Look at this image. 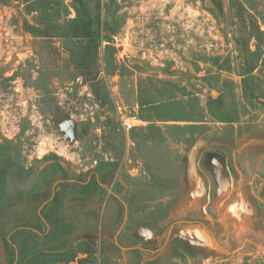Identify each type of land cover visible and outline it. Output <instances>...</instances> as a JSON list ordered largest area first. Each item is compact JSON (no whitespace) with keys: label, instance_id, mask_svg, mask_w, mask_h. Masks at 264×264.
I'll use <instances>...</instances> for the list:
<instances>
[{"label":"rangeland","instance_id":"obj_1","mask_svg":"<svg viewBox=\"0 0 264 264\" xmlns=\"http://www.w3.org/2000/svg\"><path fill=\"white\" fill-rule=\"evenodd\" d=\"M82 1L92 87L74 41L32 36L37 14L0 0V264H264V105L242 96L230 0ZM237 1L264 31V0Z\"/></svg>","mask_w":264,"mask_h":264},{"label":"trees","instance_id":"obj_2","mask_svg":"<svg viewBox=\"0 0 264 264\" xmlns=\"http://www.w3.org/2000/svg\"><path fill=\"white\" fill-rule=\"evenodd\" d=\"M24 4L26 14L36 13L35 24L30 25L24 21V29L36 38H53V30H62L61 34L65 39L72 40L77 46L76 50H69V64L79 70L83 82L97 85L99 80L98 70L94 66V55L99 48V15L98 5L96 11L88 8L82 0H69L75 6L76 16L67 17L68 5L66 0H17ZM217 8L221 9L220 0H210ZM230 9L235 10V16L241 22L240 35L235 40L237 50V70L240 77V88L246 106L253 109L255 106L264 105V74L259 75L257 70L263 68L264 60L261 59L260 47L264 44V31H262L251 15L244 14V9L237 0H230ZM59 18H63V25L56 24ZM94 24L97 27H93ZM251 41H254V49L251 48ZM222 69V68H220ZM228 71V70H226ZM256 72V73H255ZM223 83V81H222ZM96 98L98 91L91 89ZM210 116L214 120L222 122H235L239 115L236 107L225 108L219 98L209 101ZM90 183V182H89ZM89 183L87 185H89ZM60 186L72 189V184H60ZM86 186H81L82 189ZM61 193L53 195L50 203L49 214H43L48 222L51 220L59 201Z\"/></svg>","mask_w":264,"mask_h":264},{"label":"water","instance_id":"obj_3","mask_svg":"<svg viewBox=\"0 0 264 264\" xmlns=\"http://www.w3.org/2000/svg\"><path fill=\"white\" fill-rule=\"evenodd\" d=\"M70 131H71V132L67 135V138H69L70 141H73V140H74V136H75V128L72 127ZM204 149H205V151H206V149L209 150L210 147H206V148H204ZM203 151H204V150H203ZM203 151H201L200 154H199V157H198V160H197V165H198V166H199V162H200V160H201V158H202Z\"/></svg>","mask_w":264,"mask_h":264},{"label":"crops","instance_id":"obj_4","mask_svg":"<svg viewBox=\"0 0 264 264\" xmlns=\"http://www.w3.org/2000/svg\"><path fill=\"white\" fill-rule=\"evenodd\" d=\"M259 145H264V138H261V141L259 142Z\"/></svg>","mask_w":264,"mask_h":264},{"label":"built area","instance_id":"obj_5","mask_svg":"<svg viewBox=\"0 0 264 264\" xmlns=\"http://www.w3.org/2000/svg\"><path fill=\"white\" fill-rule=\"evenodd\" d=\"M7 34V33H6ZM2 35V32L0 31V36ZM41 151V150H40Z\"/></svg>","mask_w":264,"mask_h":264}]
</instances>
